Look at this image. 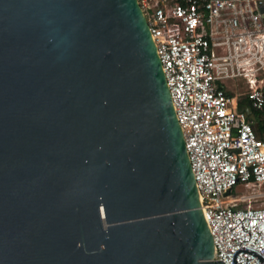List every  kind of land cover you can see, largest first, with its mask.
I'll return each mask as SVG.
<instances>
[{
  "label": "water",
  "instance_id": "water-1",
  "mask_svg": "<svg viewBox=\"0 0 264 264\" xmlns=\"http://www.w3.org/2000/svg\"><path fill=\"white\" fill-rule=\"evenodd\" d=\"M213 259L138 1L0 0V264Z\"/></svg>",
  "mask_w": 264,
  "mask_h": 264
},
{
  "label": "built area",
  "instance_id": "built-area-1",
  "mask_svg": "<svg viewBox=\"0 0 264 264\" xmlns=\"http://www.w3.org/2000/svg\"><path fill=\"white\" fill-rule=\"evenodd\" d=\"M181 128L223 264H264V205L236 187L264 184V140L225 88L241 79L264 106V0H137Z\"/></svg>",
  "mask_w": 264,
  "mask_h": 264
},
{
  "label": "crops",
  "instance_id": "crops-1",
  "mask_svg": "<svg viewBox=\"0 0 264 264\" xmlns=\"http://www.w3.org/2000/svg\"><path fill=\"white\" fill-rule=\"evenodd\" d=\"M241 80V79H239ZM246 85V84H245ZM225 88L227 89L228 93L231 96L237 97V102L240 107L242 106H248L251 109V114L247 115L249 122L251 123L254 131L256 132L257 136L264 140V106L261 110H254L251 107L250 102L246 99L245 93L247 92V86L246 90L243 92L238 91L237 84L235 80L228 81L225 83ZM263 94H264V87H263ZM244 99L246 101V104H241L240 100Z\"/></svg>",
  "mask_w": 264,
  "mask_h": 264
},
{
  "label": "rangeland",
  "instance_id": "rangeland-1",
  "mask_svg": "<svg viewBox=\"0 0 264 264\" xmlns=\"http://www.w3.org/2000/svg\"><path fill=\"white\" fill-rule=\"evenodd\" d=\"M235 81L237 84L238 91L243 92L244 90H246V85L243 80L236 79ZM235 192L239 196L243 194L251 195L252 205H258V206L264 205V184L261 186H255V187L250 186L248 188L239 186V187H236Z\"/></svg>",
  "mask_w": 264,
  "mask_h": 264
},
{
  "label": "flooded vegetation",
  "instance_id": "flooded-vegetation-1",
  "mask_svg": "<svg viewBox=\"0 0 264 264\" xmlns=\"http://www.w3.org/2000/svg\"><path fill=\"white\" fill-rule=\"evenodd\" d=\"M241 104H246V101L244 99L240 100Z\"/></svg>",
  "mask_w": 264,
  "mask_h": 264
}]
</instances>
